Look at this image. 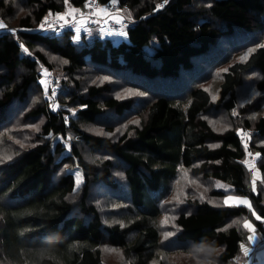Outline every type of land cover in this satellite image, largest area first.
Returning <instances> with one entry per match:
<instances>
[{"label": "trees", "instance_id": "trees-1", "mask_svg": "<svg viewBox=\"0 0 264 264\" xmlns=\"http://www.w3.org/2000/svg\"><path fill=\"white\" fill-rule=\"evenodd\" d=\"M25 1L32 11L20 17L16 28L9 25L10 29L0 32V67L5 70L0 72V121L16 100H27L30 89L41 84L42 66L54 68L46 52L35 49L37 43L65 60L69 76L92 66L127 79L150 97L142 107L140 123L116 139L83 126L109 110L118 115L133 110L135 98L110 94L109 83L90 85L84 93L61 89L58 101L81 106L76 117L47 102L26 113L43 117L41 141L0 166V264H104L105 244L121 248L130 264H150L160 240L155 221L182 167L222 181L232 190H212L215 201H194L190 210H181L175 239L196 248H217L224 263L244 264L247 256L241 245L247 246L251 234L243 226L245 219L264 237V222L252 215L254 211L264 218V192L261 186L254 191L248 177L253 160L249 153L257 156L255 163L264 169V145H257L264 138V114L222 131L205 115L212 109L237 110L238 90L248 72L258 71L256 85L264 92V47H260L264 44L257 45L246 60L227 67L216 101L209 90L195 84L190 87L185 79L197 77L198 62L213 65L217 51L240 42L228 37L264 29V0H207L203 6L197 5L198 0H119V7L134 13L128 38L120 41L99 35L89 39L85 30L55 27L54 33L45 31L40 25L46 16L67 11L65 0ZM88 1L69 0V5L81 8ZM97 1L100 5L112 2ZM5 6V0H0V9ZM21 45L33 56L24 54ZM147 45L152 46L151 52ZM81 86L75 80V87ZM244 130L252 132L247 142L242 140ZM71 132L79 140L72 142L69 154H64L62 142L53 144L47 138H67ZM84 148L105 158L94 164ZM72 162L84 175L78 203L71 200L78 187L76 177L62 171ZM117 167L123 173V185L115 176ZM98 184L108 187L114 197L123 188L120 196L128 197V210L136 214L126 226L103 221L91 200ZM228 194L248 197L251 209L224 205ZM237 219L242 223L233 222Z\"/></svg>", "mask_w": 264, "mask_h": 264}, {"label": "rangeland", "instance_id": "rangeland-1", "mask_svg": "<svg viewBox=\"0 0 264 264\" xmlns=\"http://www.w3.org/2000/svg\"><path fill=\"white\" fill-rule=\"evenodd\" d=\"M67 2V10H69V8L75 9L71 8L69 0H67ZM88 2L89 3L85 5L86 11L89 9L90 2L96 3L98 11H100L101 8L99 4H97L96 0H89ZM118 2L119 0H116L117 5H119ZM5 4V9H0V21H2L6 27L0 28V32L7 30V28L10 29L9 25H13L16 28L20 17L32 11L28 4H26L25 0H5ZM197 5H207V0H198ZM8 8H12V11L8 10ZM86 11L84 13H86ZM54 15L55 14H50L46 17H53ZM118 15L120 19L119 22H117ZM133 16L134 13L131 8H122L118 6L116 13L113 15L115 25L109 23L107 17L100 14L98 20L92 23V26L87 29L88 35L90 36L89 39H93L95 35H99L102 38L109 35L115 38V41L124 39L126 37V30L128 29V26L134 23ZM100 19L105 20V22L107 21L108 24H100ZM15 28H13V34H17ZM55 30L57 31V28L55 27L45 29V31L48 32H53ZM78 32L82 33L83 29L80 27ZM120 33H124V35H121ZM227 39H240V42L234 45L227 44L226 46L228 49L226 51H217L213 65L198 62L201 69L195 79H185L188 78L189 74L183 77L185 79V83L190 87L195 84L196 86H202L209 90L214 101H216L220 96L219 92L220 84L223 80V70L227 69L232 62L242 61L241 56H243L248 49L255 48L259 44H264V29L253 33L240 34V36L236 38L228 37ZM25 48L26 47H23V53L33 56L28 50L27 52L24 51ZM35 49L45 51L48 59L54 65V68L49 69L42 66V77L40 79L41 84L38 83L30 89L27 100L22 102L16 100L11 108L5 112L7 114L5 115L4 113V120L0 121V166L15 159L23 151L41 141V139L38 138V134L41 133V125L44 119L43 117H27L26 113L30 111L31 108L39 105L40 103L47 102L54 107V109H68L71 114L76 117V112L81 106L77 104L65 105L57 100L61 97V94H59L61 89L67 87H70L72 90L79 93H84L90 85H103L109 83L110 94L124 98L134 97L136 100L134 108L131 111L118 115L109 110L105 113V115H103V117L97 118L95 122L83 124L85 130L87 131L103 134L116 139L128 129L130 130L135 125L140 123L143 116L141 115L142 107L150 97L149 93L136 88V86L130 84L127 79L115 73L106 70L100 72L92 66H88L76 74H73V76H69L64 69L66 63L63 58L50 52L46 46H43L40 43L36 44ZM145 49L148 52L153 50L152 46L149 45H147ZM1 71L4 72V68L0 67V72ZM259 77L260 74L258 71L248 72L245 75V82L238 90L239 107L237 110L228 112L223 109H212L205 115L216 130H225L243 122L245 118L255 119L259 115L264 114V92L260 91L256 85V81ZM75 80H79L82 86L75 87ZM255 107H257V109ZM239 118H241L242 121H240ZM108 127H111L112 131H108ZM47 138H51L53 144H56V142L59 141L62 142L66 147L64 154H69L72 142H78L79 140L73 132H71L67 138L61 135H51L47 136ZM257 145H264V138L258 139ZM84 154L94 164L97 163L99 159H102L103 157L105 158V156L100 153L89 150L88 148H84ZM255 157L254 155H249V159H253L250 163L251 166L248 173L250 180L249 184L253 187V175L255 174V187L261 186L260 189L264 192V169L262 170L258 163H255ZM262 162L264 163V158L262 159ZM62 171H71L74 173L78 187L75 194L71 196V200L78 203L82 193V189L79 186L84 181V175L78 165H75L74 162L64 165ZM115 176L118 178L120 184L123 185V173L120 167L116 168ZM215 189H225V191L230 192L232 187L219 180L205 179L201 175L192 173L189 168L187 169L182 167L178 176L172 180L170 189L161 203V215L155 221L159 229L160 240L155 249V259L152 260L150 264L237 263L222 262L218 257L219 250L217 248H196L192 245H183L175 239L179 231L176 224V217L180 211L190 210L193 206L191 203L194 201H215L217 197L211 195L212 190ZM110 192L111 190L109 191L108 187L98 184L92 189L91 200L99 207L103 221L106 224L112 225L114 223H120L121 225L126 226L128 224L127 222L131 221L133 216H136V214L131 213V210H128L129 199H127L128 197L122 198L120 196L123 195V188L120 195L115 197L112 196ZM228 196L247 199L251 204L248 197L237 196L234 194H228L226 197ZM165 218H167V223H165ZM234 221L242 223L238 219ZM252 224L254 225V223ZM169 232L172 233V235L166 236V233ZM246 245L247 246L245 247L247 248L252 246L250 242ZM263 245L264 241H261L260 244L253 248H258ZM102 251L104 264H130V260L125 257L123 250L119 247L105 244L102 247Z\"/></svg>", "mask_w": 264, "mask_h": 264}, {"label": "built area", "instance_id": "built-area-1", "mask_svg": "<svg viewBox=\"0 0 264 264\" xmlns=\"http://www.w3.org/2000/svg\"><path fill=\"white\" fill-rule=\"evenodd\" d=\"M97 4H99L98 1H97ZM99 6L101 9H106V11H104V12L98 11V6L96 5V3L90 2L89 9H87L86 13H81L77 10L72 15H68L65 17V20L67 22H65V20L58 19V15H64L65 13H68L71 9L64 11V12H61V13H57L53 17H50V16L46 17L47 22H45V19L42 22L45 24V27L43 29H48L49 28L48 24H51L52 27H57V28L66 29V30L67 29L68 30L69 29H79L84 24L91 25L92 23L96 22L98 20V17L100 14L106 16L109 23L115 24L114 19H113V15L116 13V11L118 9V5L116 3L113 4L111 2V3H106L103 5L99 4ZM244 133H247L248 135L245 136ZM241 136H242V140L244 142H247L249 137L251 136L250 130L242 131ZM261 247L252 248L249 251V254L247 256V260L245 261L244 264H256V262L258 261V251Z\"/></svg>", "mask_w": 264, "mask_h": 264}, {"label": "snow or ice", "instance_id": "snow-or-ice-1", "mask_svg": "<svg viewBox=\"0 0 264 264\" xmlns=\"http://www.w3.org/2000/svg\"><path fill=\"white\" fill-rule=\"evenodd\" d=\"M165 3H167V0H164ZM65 3H67V0H65ZM112 3L115 4L116 3V0H112ZM158 7H163V5H158ZM77 9H71L68 13H65L64 15H58V19L60 20H65V17L68 16V15H72L74 12H76ZM101 12H104L106 11V9H100ZM45 22H47V18H45ZM65 22H67L65 20ZM117 22H119V19L117 18ZM6 25L0 21V28H5ZM45 27V24L42 23L40 25V28L43 29ZM48 27L51 28L52 25L51 24H48ZM77 31H79V29H77ZM121 35H124V33H120ZM21 47H23V45H21ZM260 47H264V45H260ZM24 51L27 52V49L25 48ZM256 51L255 48H250L248 49V51L243 55L241 56V60H246L248 58V56L252 53ZM223 71H227V69H224ZM107 79V78H105ZM245 136H247L248 134L247 133H244ZM249 155H252L251 153H249ZM259 155V154H257ZM255 182H256V177H255V174L253 175V190L255 191ZM79 183V181H78ZM224 205L226 206H236V207H239V206H247L248 208L251 209V204L249 203V201L247 199H244V198H237V197H232V196H228L224 199ZM252 215L255 216V219L258 220V221H261V222H264V218L260 217L259 215H257L254 211L252 212ZM165 223H167V218H165ZM234 223H236V221H234ZM244 228H246L249 233H251L249 236H248V240L250 242H255V240L257 239L256 237V227L255 225H253L251 223V221L245 219L244 221V224H243ZM230 227V225H229ZM172 233H166V236H171ZM242 249H243V252H244V255L245 256H248L249 254V249L247 247H245L244 245H241ZM110 251H115V250H110Z\"/></svg>", "mask_w": 264, "mask_h": 264}, {"label": "crops", "instance_id": "crops-1", "mask_svg": "<svg viewBox=\"0 0 264 264\" xmlns=\"http://www.w3.org/2000/svg\"><path fill=\"white\" fill-rule=\"evenodd\" d=\"M72 8V7H71ZM70 9V8H69ZM77 10L81 13H84L86 11V7H81V8H77ZM124 16V15H123ZM117 18V17H115ZM120 18H121V15H120ZM118 19H119V15H118ZM120 21V19H119ZM98 23V22H97ZM99 23L102 24V25H106L108 24L107 21L105 22V20L103 19H100L99 20ZM99 24V25H100ZM85 25V24H84ZM84 25L81 26V29L85 30L86 32L87 29H89V27H85ZM97 25V24H96ZM131 25L128 26V28L130 27ZM111 28V27H110ZM111 30V29H110ZM107 37H112V36H107ZM113 38V37H112ZM117 38V37H116ZM128 38V29L126 30V37L124 39H127ZM115 39V38H114ZM257 239L255 240V242H252V246L251 247H248L249 251L253 248V247H256V245L260 244L261 241H264V237H262L258 232L255 234ZM256 264H264V246H262L259 251H258V261L256 262Z\"/></svg>", "mask_w": 264, "mask_h": 264}]
</instances>
